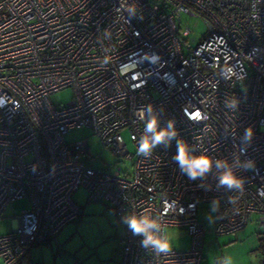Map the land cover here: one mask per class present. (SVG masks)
Segmentation results:
<instances>
[{
	"label": "built area",
	"instance_id": "2783aa9c",
	"mask_svg": "<svg viewBox=\"0 0 264 264\" xmlns=\"http://www.w3.org/2000/svg\"><path fill=\"white\" fill-rule=\"evenodd\" d=\"M120 3L0 0V218L7 204L30 201L12 230L0 233V264H17L76 219L73 194L80 187L121 218L150 211L191 237L188 249L156 257L125 225L119 264H201L198 209L213 199L220 201L215 234L242 229L252 215L264 227V0H128L134 18L116 11ZM184 15L207 24L194 47L184 39L192 33ZM66 88L70 101L52 104L49 96ZM231 98L239 103L229 107ZM149 104L161 127L175 121L178 138L197 155L229 160L244 192L217 189L215 168L204 181L182 174L175 140L150 158L138 155L144 125L135 113ZM80 127L123 164L95 167L85 139H64ZM249 127L254 135L245 141ZM237 160L255 167L246 171Z\"/></svg>",
	"mask_w": 264,
	"mask_h": 264
},
{
	"label": "rangeland",
	"instance_id": "374dc122",
	"mask_svg": "<svg viewBox=\"0 0 264 264\" xmlns=\"http://www.w3.org/2000/svg\"><path fill=\"white\" fill-rule=\"evenodd\" d=\"M182 24H187L192 33L184 37L191 46H196L201 35L207 30L202 18L184 15ZM69 88L52 93L49 99L55 106H62L71 99ZM127 147L133 146L128 133L123 134ZM68 143L86 140L90 153L96 158L95 167L104 164L118 165L116 157L104 148L101 140L94 136L87 127L73 128L64 134ZM87 191L80 187L73 194V200L80 208V214L68 222L57 233L55 239L34 245L17 264H119L125 225L115 210L102 201H89ZM209 204H200L198 218L204 228V244L201 264H217L225 256L232 259V264H264V227H259L252 215L242 229L228 234H215L214 218L209 224L205 218L210 210ZM30 208L27 198L17 199L5 207L0 218V233H9L15 224V218ZM212 217L214 213L211 214ZM175 239L174 249L185 250L191 244V237L185 229L168 227Z\"/></svg>",
	"mask_w": 264,
	"mask_h": 264
},
{
	"label": "clouds",
	"instance_id": "9594fccd",
	"mask_svg": "<svg viewBox=\"0 0 264 264\" xmlns=\"http://www.w3.org/2000/svg\"><path fill=\"white\" fill-rule=\"evenodd\" d=\"M260 3V0H257ZM119 13L126 11L130 18H134L137 14V8L134 4H129L128 0H121L120 8L116 9ZM109 30L105 29L104 33L108 34ZM234 70L231 66L226 70V78L231 79ZM236 98H231L228 102L229 107L238 104ZM140 122H143V132L138 141L137 154L150 158L153 150L159 146L164 145L169 147L171 142H176V153L173 160L177 163L182 174L186 175L190 180L200 179L204 181L215 168L218 172L216 176V188H224L228 192H244V178L237 175L233 164L222 158H213L206 151L196 154V149L190 146L184 139L178 138L179 133L175 127V121L169 120L165 127L160 126V114L156 111L153 105L149 104L142 107L135 113ZM254 135L251 127L247 128L244 133V140H250ZM246 149H241V154ZM237 165L244 170H252L255 167V162L247 160L242 163L237 160ZM205 190H210V186L201 184ZM236 201L231 197L228 198V203L234 204ZM220 201L213 199L210 205V212L205 217L209 224L213 223L212 213H216L219 209ZM121 222L127 226L128 230L133 236L141 237L140 246L143 249L149 250L156 257H167L174 248L175 239L169 231L168 226L164 222L162 215L153 214L150 211H134L125 214L121 218ZM220 264H232V259L225 256Z\"/></svg>",
	"mask_w": 264,
	"mask_h": 264
},
{
	"label": "crops",
	"instance_id": "0c3cea01",
	"mask_svg": "<svg viewBox=\"0 0 264 264\" xmlns=\"http://www.w3.org/2000/svg\"><path fill=\"white\" fill-rule=\"evenodd\" d=\"M37 245H39V244H37ZM32 247H33V246H32ZM30 250H31V248L28 250V252H29ZM28 252H27V253H28ZM27 253H26V254H27ZM21 260H22V259H21ZM21 260H20V261H21Z\"/></svg>",
	"mask_w": 264,
	"mask_h": 264
},
{
	"label": "water",
	"instance_id": "95a60500",
	"mask_svg": "<svg viewBox=\"0 0 264 264\" xmlns=\"http://www.w3.org/2000/svg\"><path fill=\"white\" fill-rule=\"evenodd\" d=\"M221 260H217V264L220 262Z\"/></svg>",
	"mask_w": 264,
	"mask_h": 264
}]
</instances>
